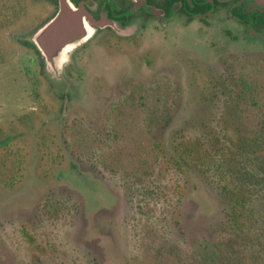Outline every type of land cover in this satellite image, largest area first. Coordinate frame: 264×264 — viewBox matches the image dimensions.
<instances>
[{
	"label": "rangeland",
	"instance_id": "1",
	"mask_svg": "<svg viewBox=\"0 0 264 264\" xmlns=\"http://www.w3.org/2000/svg\"><path fill=\"white\" fill-rule=\"evenodd\" d=\"M53 8L0 0V264H163L179 255L225 264L233 239L257 254L264 158L240 157L223 122L228 67L254 54L223 44L218 25L194 24L98 43L81 57L75 44L54 68L32 49ZM75 66L86 68L85 82L67 87ZM138 87L168 93L149 127L156 163L141 179L75 154L68 137L80 122L111 147L112 114ZM196 146L203 159L184 155Z\"/></svg>",
	"mask_w": 264,
	"mask_h": 264
},
{
	"label": "trees",
	"instance_id": "2",
	"mask_svg": "<svg viewBox=\"0 0 264 264\" xmlns=\"http://www.w3.org/2000/svg\"><path fill=\"white\" fill-rule=\"evenodd\" d=\"M32 49L40 58L33 46ZM227 82L232 93L223 112V122L236 138L234 146L240 157L264 158V63L234 60L228 67ZM164 90L158 88L148 91L138 87L125 98L112 114L115 137L109 148L90 134L82 123H73L68 133L71 150L79 156L96 157L113 174L141 179L156 163L149 127L152 116L166 106L168 93ZM199 152L198 146L189 152L183 149L185 156L197 160L205 157L201 153L202 157L198 158ZM2 173L1 165V176ZM239 193L238 198L231 196L240 212L245 207L244 197ZM254 250L248 241L233 239L227 248L230 261L225 264H264V246L257 254ZM172 257L166 256L163 264H196L193 258L180 255Z\"/></svg>",
	"mask_w": 264,
	"mask_h": 264
},
{
	"label": "flooded vegetation",
	"instance_id": "3",
	"mask_svg": "<svg viewBox=\"0 0 264 264\" xmlns=\"http://www.w3.org/2000/svg\"><path fill=\"white\" fill-rule=\"evenodd\" d=\"M53 4V13L46 24L60 12V0ZM50 1V2H49ZM76 10H82V37L76 53L81 57L96 44L110 41H131L145 36L149 30L170 32L183 25L197 24L201 29L218 25L221 42L254 54L255 61L264 63V0H68ZM45 25V24H44ZM223 43V44H224ZM231 43V44H230ZM34 47V46H33ZM35 48V47H34ZM257 58H259L257 60ZM81 64V63H80ZM87 70L75 66L66 76L65 85L75 81L80 87ZM75 84V85H76Z\"/></svg>",
	"mask_w": 264,
	"mask_h": 264
},
{
	"label": "water",
	"instance_id": "4",
	"mask_svg": "<svg viewBox=\"0 0 264 264\" xmlns=\"http://www.w3.org/2000/svg\"><path fill=\"white\" fill-rule=\"evenodd\" d=\"M59 14L40 28L32 38L40 56L49 66L57 68L66 52L83 35L80 27L82 10H76L68 0H60Z\"/></svg>",
	"mask_w": 264,
	"mask_h": 264
},
{
	"label": "bare ground",
	"instance_id": "5",
	"mask_svg": "<svg viewBox=\"0 0 264 264\" xmlns=\"http://www.w3.org/2000/svg\"><path fill=\"white\" fill-rule=\"evenodd\" d=\"M71 51V49H68V52H70Z\"/></svg>",
	"mask_w": 264,
	"mask_h": 264
}]
</instances>
